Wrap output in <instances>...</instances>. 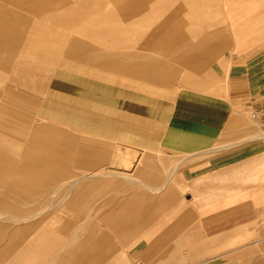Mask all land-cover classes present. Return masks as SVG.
Listing matches in <instances>:
<instances>
[{"label":"crops","instance_id":"1","mask_svg":"<svg viewBox=\"0 0 264 264\" xmlns=\"http://www.w3.org/2000/svg\"><path fill=\"white\" fill-rule=\"evenodd\" d=\"M117 1L129 15L136 2L144 5V0ZM71 2L0 0V56L19 51L24 57L27 51L44 68L59 55L71 58L69 69L51 77L40 107L42 115L73 129L31 127L32 94L15 91L0 73V129L24 136L19 147L0 143V218L7 217L0 220V262L35 257L50 258L46 264H264V175L255 174L264 169V145L257 142L264 139V47L255 43L264 38L255 27L264 26V5L227 0L222 8L229 21L197 33V42L189 41L190 31L181 30L170 49L120 48L122 37L119 46L104 51L100 44L63 33L66 28L73 32L74 26L56 27L62 19L74 18L71 9L65 14L56 10ZM172 11L165 13L167 24L159 20L154 29L159 35L164 30L162 40L176 21ZM83 30L100 40L105 36L104 28ZM66 39L69 46L58 55L55 51ZM178 48L182 53L176 61ZM176 62L194 79L175 94ZM219 136L231 143L216 146ZM114 146L122 147L114 157L132 170L110 177L96 173L113 161ZM158 151L187 158L174 162L142 156ZM210 152L217 155L196 159ZM75 167L85 171L74 176ZM160 167L183 168V174L163 176ZM63 179L71 186L64 197L71 208L85 207L82 200L106 191L97 184L150 185L149 192L127 194L135 210L126 215L135 216L134 223L115 229L135 235L115 246L103 241L97 254L52 255L62 243L60 232L46 228V210L26 211L20 199L45 194ZM138 200L150 203L136 211ZM25 216L29 218H15ZM51 225L69 223L59 219ZM29 233L34 236L27 240Z\"/></svg>","mask_w":264,"mask_h":264},{"label":"rangeland","instance_id":"2","mask_svg":"<svg viewBox=\"0 0 264 264\" xmlns=\"http://www.w3.org/2000/svg\"><path fill=\"white\" fill-rule=\"evenodd\" d=\"M70 4L65 6L61 5L56 8L60 13L65 14L66 10L71 9L72 17H67L62 19L61 22L55 23L56 27L59 30L63 27L74 26V31L67 30L63 31L65 35L70 36H80L84 39H87L91 44H100L101 49L104 51L113 47H117L118 42L122 40L121 38H125L120 42V48H125L128 50L133 49H142V51H148L151 49L150 46L157 47L160 50H163L169 47L171 48L172 43L177 39L176 36L179 32H188L186 35L189 37V41L197 42V33L214 31L215 28L225 26L229 21L228 14L225 12V8H222V5L227 4V0H154L149 1L144 0L142 3L143 7L139 5L137 2V6L135 8V12L129 15L130 11L125 14L123 10L120 8L117 0H71ZM256 5L262 6L264 5V0H253ZM199 5V6H198ZM57 6V5H56ZM192 9H196L193 11ZM172 10H175L173 12ZM172 11V19L175 18V23H171L170 34L166 40L161 39V33L164 31H160V35L155 33L154 29H157V21L164 20L166 17V12ZM174 13V15H173ZM165 14V15H162ZM53 19V17H52ZM181 20H185L186 22L183 24ZM50 23V20H48ZM163 23L167 24V20ZM60 25V26H58ZM257 30L264 34V26L261 23H256ZM104 28L105 36L102 40L96 38V36H92L90 33H86L84 28ZM77 28H80L77 30ZM82 28V29H81ZM62 31V30H60ZM191 31H195V34ZM198 31V32H196ZM175 33V34H174ZM89 35V36H88ZM258 37H261L259 33ZM64 44L61 47V51H55L59 53H65V46H69L68 40L66 39ZM256 44H261L264 47V38L256 39ZM150 48V49H147ZM63 49V51H62ZM181 48L175 50L176 61L178 56H181L182 51H179ZM13 52V51H11ZM15 54L10 55L9 57L0 56V62H2V66H0V73H4L7 76L6 83L13 85V89L17 92L21 91L25 94H32V113H31V127L33 124L35 125H47L53 126L67 133L73 132V129L69 124L56 121L45 117L43 112H41L40 102L45 98L46 93L48 92L51 77L55 72H59V70L69 69L71 58L67 55H59V60L54 62L51 66H47L44 68L42 60L38 59L34 54H28L27 51H24V57H20ZM97 51H94V53ZM146 53V52H144ZM178 55V56H177ZM21 58V59H19ZM3 59V60H1ZM161 60V56L159 58ZM18 61H23L22 63H18ZM10 62V69H7L6 65ZM16 63V64H15ZM15 64V65H13ZM2 69V70H1ZM5 70V71H3ZM211 76L208 74V79ZM191 78V79H190ZM194 79V77L188 72L184 70V66L182 64L178 65L177 62L175 64V94L178 91L179 86H183L184 84H188L189 80ZM211 79V78H210ZM166 83V82H165ZM161 90V89H160ZM36 100V102H34ZM43 116L45 118H43ZM77 131L75 130V133ZM23 135L13 134L12 132H8L3 128L0 129V143L5 145H14L15 147H19L21 145V139ZM259 143L264 145V139H258ZM231 143L230 141H226L221 139L219 136L218 141H214V144L222 145ZM2 146L0 145V148ZM116 152L113 154L112 159L115 163L116 160L117 165L113 161H111L110 165L98 167L97 170L93 167L88 168L89 170H96L98 174H104L103 176L110 177L115 176L113 174H117V172L124 173L129 172L132 168L125 169L122 166L125 161L114 157L118 150L122 149L120 146H114ZM125 150H130L135 154L139 155L138 152L132 150L127 147ZM17 156V153H14ZM153 154L158 159L168 160L171 159L174 162H178L179 160L186 159L187 156L182 153H169L166 151H158L154 153L144 152L142 156ZM216 152H210L206 154H202L198 156L196 159L207 160L214 156H216ZM116 166V168L110 167L111 165ZM120 165V168L118 166ZM124 165V164H123ZM128 168V167H126ZM74 176L81 175L85 168H72ZM133 171H135L133 169ZM132 171V172H133ZM172 171L174 176H181L183 174V168H174L171 169L169 167H160L159 174L166 176L169 175ZM255 174L264 175V169L262 171H258ZM135 176V172H134ZM68 179H63L58 182H55L51 185V188L48 189L45 194H38L36 198H26L20 199V201L24 204V210L30 212H39L40 210H46L47 218L45 221L50 222L46 228L49 229L50 233L60 232V237L62 243H60L52 255H71V254H97L96 247L103 244V241L107 243H111L112 246L118 245V243L124 241L126 238L130 236H134V231H121L115 230L116 228L127 227V224L134 223L135 220L133 215H126L128 211H134L133 203L134 201L128 200L130 192L139 191V192H149L150 189L148 186L150 185H134L127 183H118V184H97L104 186L106 191L95 192L90 195L85 200L80 202L81 204H86L85 207H81V205L77 208H71L64 198L66 192L69 191L70 185L66 184ZM166 187H174L179 186L178 184H169L165 186V184H158L157 186ZM156 186V185H155ZM103 188V187H101ZM165 191V189H164ZM176 191V189H175ZM68 198V197H67ZM62 201H64L62 203ZM136 202V201H135ZM49 203V205H47ZM61 203V204H59ZM140 203H143L141 206ZM150 203L148 200L137 201L136 211H140L141 209H145V204ZM54 206V207H53ZM135 211V212H136ZM118 213H120L118 215ZM7 217L0 218V220H5ZM16 219L26 220L29 217H15ZM32 218V217H31ZM62 219V223L64 221L68 222L69 225L63 226H52L51 221ZM64 218V219H63ZM119 222V224L125 225H117L115 222ZM17 222V221H16ZM134 227V225H131ZM33 233H29L25 239L29 240L33 238ZM60 240V241H61ZM94 249V250H93ZM51 255V256H52ZM50 256V257H51ZM50 258L46 259H38V258H30L16 261L15 264H46ZM14 262L3 261L0 264H13Z\"/></svg>","mask_w":264,"mask_h":264},{"label":"built area","instance_id":"3","mask_svg":"<svg viewBox=\"0 0 264 264\" xmlns=\"http://www.w3.org/2000/svg\"><path fill=\"white\" fill-rule=\"evenodd\" d=\"M253 116H256V113H252ZM138 264H141V263H138Z\"/></svg>","mask_w":264,"mask_h":264}]
</instances>
